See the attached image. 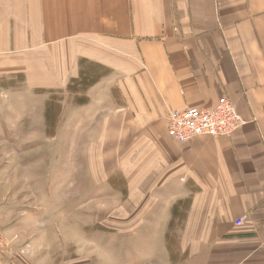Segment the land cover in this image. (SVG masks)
<instances>
[{"label": "crops", "instance_id": "obj_1", "mask_svg": "<svg viewBox=\"0 0 264 264\" xmlns=\"http://www.w3.org/2000/svg\"><path fill=\"white\" fill-rule=\"evenodd\" d=\"M87 64L106 70L88 126L123 129L113 166L146 200L124 264H264V0H0V75L67 89ZM223 96L232 135H167L170 111Z\"/></svg>", "mask_w": 264, "mask_h": 264}, {"label": "rangeland", "instance_id": "obj_2", "mask_svg": "<svg viewBox=\"0 0 264 264\" xmlns=\"http://www.w3.org/2000/svg\"><path fill=\"white\" fill-rule=\"evenodd\" d=\"M84 68L57 90L0 75V264H124L138 253V223L127 219L146 200L113 166L123 129L117 142V133L95 142L87 77L106 70Z\"/></svg>", "mask_w": 264, "mask_h": 264}, {"label": "built area", "instance_id": "obj_3", "mask_svg": "<svg viewBox=\"0 0 264 264\" xmlns=\"http://www.w3.org/2000/svg\"><path fill=\"white\" fill-rule=\"evenodd\" d=\"M244 123L245 120L237 112L234 103L223 96L207 108L192 107L170 111L167 116V135L178 143L199 136H230ZM243 223L244 217L235 220V225Z\"/></svg>", "mask_w": 264, "mask_h": 264}, {"label": "trees", "instance_id": "obj_4", "mask_svg": "<svg viewBox=\"0 0 264 264\" xmlns=\"http://www.w3.org/2000/svg\"><path fill=\"white\" fill-rule=\"evenodd\" d=\"M84 71H85V68H84V66H83V67H82V70H81V73H80V75H79V77H78V79H82V78H85V77H86V73H85ZM101 74H102V73H101ZM87 78L90 79V80H92L91 82H89V83L87 84V86L92 85V84L95 83V82L97 81V79H98V77H92V76H88ZM78 79H75V80H78ZM75 80H71L70 82H74ZM67 89H68V88H67ZM175 209H177V206H173V207H172V212H174Z\"/></svg>", "mask_w": 264, "mask_h": 264}]
</instances>
